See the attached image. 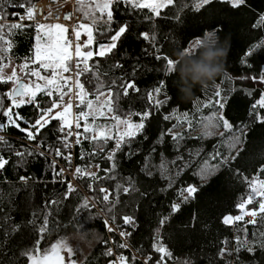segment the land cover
Returning <instances> with one entry per match:
<instances>
[{
  "label": "trees",
  "instance_id": "trees-1",
  "mask_svg": "<svg viewBox=\"0 0 264 264\" xmlns=\"http://www.w3.org/2000/svg\"><path fill=\"white\" fill-rule=\"evenodd\" d=\"M33 1L29 0V5ZM194 3L195 0H175L173 5L161 10L160 18L152 16L149 9L117 6L118 10L115 12L117 25L127 22L130 30L118 42L116 54L96 58L99 77H96L94 70L91 77L86 75L81 79L83 81L89 78L99 79L101 83L106 84L115 77L132 78V69L134 67L139 69L134 79L139 82L140 93L121 97L119 103L121 112L142 110L148 104L145 89L161 79L167 80L168 95L172 99L159 110V114L153 115L147 129L151 139L142 146L133 145L134 148L140 147L141 155L129 160L121 154L117 157L118 167L105 171L109 169L110 163L105 157L110 153L104 152L100 155L98 150L105 147L114 150V142L105 145L103 141H93L84 136L76 146L75 159L78 168L85 171L92 167L97 168L95 174L83 176V182L91 185L90 194L95 200H102L101 189L110 190V200L102 204L103 212L109 219L121 227L124 215H133L137 218V227L126 230L131 233L127 241L139 254H151L154 259L159 258V254L152 250L153 229L156 227L157 218L161 214H168L170 202H177L179 191L186 184H206L207 187L201 189L197 198L185 204L163 229L164 242L172 254L167 262L169 264H185L186 261L190 264H231L228 256H219V249L235 247L238 241L233 238L236 235L250 242L259 238L261 233H264V219L258 214L255 218H245L244 221H238L231 226H224L221 217L229 213L238 214L235 205L249 194L250 189L242 179L226 169L219 175H214L210 181L202 180L199 172L206 163H212L211 157L215 152H224L225 155L235 153L230 147L232 134L222 135L226 130L215 119L221 110L209 103L217 89L227 94L225 96L228 101L227 106L222 111L226 112L231 122L236 125H240L242 121L248 125L252 123L253 118L249 116V112L259 99L261 90L234 80L241 74L256 75L264 70V24L259 28L252 27L259 16L264 14V0H248L250 7L239 11L231 10L222 3H213L196 12ZM0 4L5 6L4 11L0 12L5 21H1L0 24H16L11 22L14 18L7 17L6 13H20L22 10L8 8L7 0H0ZM149 16L152 17L150 20L147 19ZM83 18L87 19L86 16ZM115 27L116 25H113V28ZM144 32L149 34V39H143L138 35ZM208 32H214V36L208 38L206 36ZM5 33L8 35H5L4 40H0V69L6 64L8 57H13L16 61L22 59L29 61L28 57L32 55L34 48L35 28L30 26L26 30H17L5 27L0 31V35ZM109 39L108 35L96 34L97 43H106ZM197 39L206 40L199 47L198 53L191 56L183 55L184 59H180L178 54L184 48H191ZM255 45L259 47H254ZM93 47L95 48V45ZM224 49H227V55L223 58V71L203 84L193 81L194 65L213 67L220 61L218 56L206 60L205 53L221 52ZM245 51L252 52V55L247 57L250 68H241L239 65ZM157 55H168L178 60L176 72L165 77V62L156 60L154 57ZM115 61H120L124 65L123 69L111 68V74L105 79V73L109 72ZM31 65L34 66L33 63ZM182 68L188 69L183 75ZM12 85V83L0 84V93L9 91ZM86 87L90 90L92 88L87 83ZM106 91L105 89V93ZM249 92H252V95H248ZM95 97L93 95L89 98ZM157 98L165 99L164 95ZM40 99L47 100V97ZM7 104L6 100H0V109H5ZM17 111L34 123L33 106H22ZM256 111L264 114V109L259 106ZM165 114L171 115L172 119L164 121L162 116ZM129 118L135 119L131 116ZM173 124L176 125L174 131L183 137L180 143L184 150L191 151L192 157L188 168L177 178L173 189L161 191V188H167L163 172L157 168L158 174L148 179L140 174L138 162L145 159L144 153L155 141L157 133L171 128ZM21 127L27 126L22 124ZM57 127V123L53 122L47 129L42 130L43 134L38 139L45 146L47 144L52 147L57 146L59 143ZM6 132L18 137L25 134L15 128H8ZM8 140L11 142V151H8L9 146L0 144L5 157L10 158L6 169L0 171V264H17V261L18 264H27L20 256V252L33 244L37 238V230L42 226L45 217L48 218V224L43 234L41 245L43 248L46 249L52 242L68 236L84 235L85 240H90L94 237L95 231L100 233L102 238L93 246L83 264H107L109 256L105 255L103 245L106 237L105 225L94 207L90 203L89 207H81L87 199L79 190L74 191L70 199L64 200L67 184L57 179L56 164L44 154L24 157L22 159L26 162L21 164L19 163L21 158L14 155L16 151L21 150L19 146L23 145L22 150L25 152H30L34 148L16 139ZM172 144L169 139L160 145L156 157L149 156L148 161L160 162L161 152L174 158L176 153ZM242 147L244 151L232 167L251 174L260 164H264V126L255 125L248 136L247 145ZM53 151L52 148L51 152ZM127 151L128 149L125 148L124 152ZM163 162L167 164V161ZM21 175L29 176V182H21L19 180ZM130 175L135 178V187L139 191L124 195L121 189L128 186L126 181ZM141 192H146L147 195H141ZM48 201H58V203L49 205ZM194 213L198 214L197 226L187 227ZM253 219L257 221L256 224L247 223ZM115 239L118 246L119 241L117 237ZM225 240L229 241L227 245L223 244ZM123 252L129 256V264H132L131 252L127 249ZM240 257L244 264H249L250 261L251 264H256V261L264 264V251L261 250L256 252L254 258L246 252H241ZM135 262L142 264L137 259Z\"/></svg>",
  "mask_w": 264,
  "mask_h": 264
},
{
  "label": "snow or ice",
  "instance_id": "snow-or-ice-1",
  "mask_svg": "<svg viewBox=\"0 0 264 264\" xmlns=\"http://www.w3.org/2000/svg\"><path fill=\"white\" fill-rule=\"evenodd\" d=\"M174 3L175 0H100L95 6V11L99 15L93 17L91 24L80 20L76 22L71 30L62 23H54L51 25H45L43 23L36 24L35 27L38 32L45 28L48 31L46 34L36 37L37 41L43 40L44 42L36 43L32 50V55L28 57V60L34 66L30 71H26L24 75L29 78L30 82H24L15 69L6 78L4 75H0V84H14V87L9 91L0 93V100H6L8 102L5 109H0V128L5 131L8 128H15L25 133L28 140L35 141L43 134L42 130L47 129L53 122H56L58 125V138L64 141V147H69L67 143L69 137L75 136L76 143L79 144L82 135L90 132L95 133L90 137L93 141L100 140L105 145L114 142V150L106 147L98 150L100 155H103L104 152L110 153L105 157L110 162L109 169L105 171H110L118 167L117 157L121 154L129 160L133 159L136 155H141L140 147L134 148L133 145L139 144L142 146L151 139L147 133V129L153 115L159 114V110L165 104L170 103L172 99L168 95L167 80L161 79L150 88L145 89L148 104L142 110L138 112H121L119 107L120 98L140 93L139 82L134 79L139 69L135 67L132 69V78H128L127 76L115 77L106 84L101 83L99 79L93 78L83 81L81 77L86 75L91 77L94 70L96 77H99L100 71L96 58H105L116 54L119 46L118 42L130 30V25L127 22H121L117 25L115 16V12L118 10L117 6L127 5L132 9H149L152 16L160 18L161 10ZM213 3L225 4L231 10L235 11L250 7L248 0H195L194 10L199 12L204 7ZM7 7L26 10V15L7 12V17L15 18L20 22L11 25L0 24V31L5 27L26 30L31 26L24 23L26 19L29 21L34 20V12L29 7V0H23V2L19 3L16 0H7ZM4 8L5 6L0 4V12H3ZM3 18V16H0V19ZM151 18V16L147 17L149 20ZM72 19L71 14L65 17V20L68 21ZM261 24H264V14L259 16V19L252 24V27L259 28ZM113 25H116V27L113 28ZM96 34L108 35L110 39L106 43H97ZM5 35H8V33L0 35V40H4ZM138 35L143 39L150 38L147 32L138 33ZM82 36H86V39L82 40ZM206 36L212 38L214 32H208ZM205 41L197 39L191 49L184 48L181 53L185 56L194 55L198 53L199 47ZM94 45L95 48L93 47ZM254 47L258 48L259 45H255ZM251 55V51H245L243 53L239 61L241 68L251 67L247 63V57ZM154 58L165 62V77L176 72L179 64L178 60H174L168 55H157ZM23 67L27 69L28 64L25 63ZM123 67L124 65L120 61L113 62L109 72L105 73V79H107V75L111 74V68L123 69ZM69 73H73V75H69ZM237 79L242 82L252 81L254 84H264V70L256 75L241 74ZM86 83L92 86L91 90L86 87ZM105 89L107 90L106 93ZM73 92H75V104L71 98ZM86 93L88 94L87 96ZM93 95L96 96L98 101L100 97L105 95L106 99L102 103L94 106L93 100L89 98ZM160 95H164L165 99H158L157 97ZM226 95V93H222L217 89L213 94V99L209 103L218 110H221L215 119L226 130L222 135L232 134L230 147L235 150V153L225 155L224 152H215L211 157L212 163H206L200 169L199 176L202 180L210 181V178L214 175H219L220 172L226 169L242 179L246 183L247 188L250 189L249 194L235 205L238 214L233 215L229 213L221 217V223L224 226H231L238 221H244L246 216L255 218L260 214L262 219H264V178H261L264 177V164H260L251 174L242 171L240 168L233 169L232 167L235 161L239 159L241 152L244 151L242 145H247L248 136L255 125L260 124L264 126V114L256 111L257 106L264 109V94L261 95L260 99L256 101L249 112V116L253 118L251 125L244 124L243 121L240 125H236L227 118L226 112L222 111L227 106L228 101L225 99ZM248 95H252V92H249ZM41 97H47V100H42L40 99ZM66 98L67 102L62 104ZM26 105H31L35 109L33 116L34 123L23 116L21 112L17 111ZM176 107L178 109L179 106L177 105ZM73 108L77 109L75 113H73ZM85 108L87 109L86 111L84 110ZM130 116L135 117V119L128 118ZM90 117L91 121L89 120ZM98 118H102L105 121L103 127H99L96 124ZM162 119L167 122L172 119V116L165 114L162 116ZM108 121H112L110 128L107 123ZM89 123H92V128L88 126ZM22 124L27 127H21ZM175 127L176 125L173 124L171 128L160 130L157 133L155 141L149 145L146 153H144L145 159L138 162L140 174H143L148 179L158 174L156 171L157 168L163 172L167 188H161V191L173 189L177 178L188 168L189 161L192 157V152H186L180 143L183 137L174 131ZM73 128L78 130L82 128V132H73ZM61 133L63 134L62 137L59 136ZM169 139L173 142L172 147L176 153L175 157L170 158L166 153L161 152L159 154L161 158L160 162H149L148 157L155 158L158 147L166 143ZM0 144L9 146L8 151H11V142L4 136H0ZM19 147L21 150L16 151L14 155L21 158L19 161L21 164L26 162L22 159L24 157L43 155V153H36L34 149L30 152H25L22 150L23 145ZM125 148L128 149L126 153L124 152ZM56 155H61L59 149ZM196 155H199V153H196ZM163 161H167V164ZM9 163L10 158H6L3 154V149H0V171L5 170ZM60 172H63V170L61 169ZM76 172L79 175L80 169L77 168ZM19 180L27 183L30 177L21 175L19 176ZM65 183L67 187L64 191L63 199L68 200L76 189L67 181ZM126 183L128 186L122 187L121 189L124 195H128L132 191H139L135 187V178L131 175ZM203 187H207V185L186 184L180 189L177 202H170L168 214H161L157 218L152 237V250L159 254V258L155 260V264H166L167 259L171 258L172 255L164 242L163 229L168 225L171 218L181 211L185 204L197 198ZM100 191L108 193L110 190L101 189ZM141 195H147V193L141 192ZM103 200L109 201L110 195L105 194ZM47 203L49 205H55L58 201H48ZM248 206L253 207L249 209ZM81 207H89V202L85 200L81 204ZM79 210L78 208L77 211ZM122 220L124 224L130 225L133 228L137 225V218L133 215H124ZM197 220L198 214L194 213L190 217L187 227L195 228L197 226ZM247 223L256 224L257 221L253 219L247 221ZM47 224L48 218L45 217L42 226L37 230V238L28 249L20 252V256L25 259L27 264H77V260L74 259L76 251L64 239L52 242L46 249L41 246ZM108 230L112 231L110 227ZM120 235L129 237L131 233L121 232ZM233 239L238 241L235 247H221L219 249V256H228L231 264H244L240 257L241 252H246L250 257L254 258L258 250L264 251V233H261L259 238L253 239L251 242L248 239H241L239 235H236ZM228 243L229 241L227 240L223 242L225 245ZM121 247L126 248L127 245L122 244ZM105 255L111 257L113 255L112 249H108ZM153 259V255L149 254L146 257L145 264H151ZM117 260L119 264H128V258L123 255H120ZM109 264H117V261H110ZM132 264H136L134 258ZM185 264H190V262L186 261ZM249 264H251V261ZM256 264H260V262L256 261Z\"/></svg>",
  "mask_w": 264,
  "mask_h": 264
},
{
  "label": "built area",
  "instance_id": "built-area-1",
  "mask_svg": "<svg viewBox=\"0 0 264 264\" xmlns=\"http://www.w3.org/2000/svg\"><path fill=\"white\" fill-rule=\"evenodd\" d=\"M79 0H34L32 4L29 5L31 9L34 12V20L29 21L25 20L24 23L31 25L35 27L36 24L40 23H62L65 24L66 27H68L70 30L75 26L77 21L83 20L82 14L77 10V3ZM21 15H26V10H22L20 12ZM69 14L72 15L73 19L71 21L65 20V17ZM1 16V13H0ZM1 21H5L4 19H0ZM11 22L19 23L17 19H12ZM84 38L82 37V40ZM74 40V38H73ZM69 75H73V73H69ZM74 87V85H73ZM71 98L73 99V103H76L75 100V92L72 93ZM73 113H75V108H73ZM73 132L75 131H81V129H72ZM0 136H4L6 139H16L20 141L21 143L30 146L36 150H38L40 153H43L47 157H49L57 166L56 168V177L58 180L65 182L67 181L70 183L74 189L79 190L87 199V201L94 207L96 212L101 216L106 230V237L103 240V245L105 246V252H107L108 249H112L113 255L109 257V261L107 264H109L110 261H117V264H119L117 258L120 255L125 256L128 258V264H129V256L123 252V250L127 249L131 252L133 258L140 261L142 264H145L146 257L149 255H141L137 251H135L130 244L127 241V237H123L120 235L121 232H126L127 229H135L130 225L122 224V226H118L115 222H113L111 219H109L106 214L103 212L102 204L107 203L108 201H104L103 197L101 201L95 200L90 192L92 190V187L90 184L83 182V176L86 173L84 169H80L79 175H77L76 169L78 168L76 164L75 159V149L77 146L76 143V137L72 136L68 138V145L69 147H64V141L60 138L59 143L57 146L52 147L50 144H47L46 146L43 144V142L40 139H37L35 141H30L26 138V134L22 136H12L8 134L4 129L0 128ZM59 136H63V134H59ZM83 138V135L80 137V140ZM54 149L53 152H51V149ZM61 151V155H56L57 150ZM63 170V172H60V170ZM105 194L110 195V193H103V196ZM109 227L112 229V231H109ZM118 239V246L116 243V239ZM126 244V248H122L121 245ZM155 260L153 259L151 261V264H155ZM167 264V262H166Z\"/></svg>",
  "mask_w": 264,
  "mask_h": 264
},
{
  "label": "rangeland",
  "instance_id": "rangeland-1",
  "mask_svg": "<svg viewBox=\"0 0 264 264\" xmlns=\"http://www.w3.org/2000/svg\"><path fill=\"white\" fill-rule=\"evenodd\" d=\"M99 2H100V0H94L93 3H90V1H88V3H86V4L82 3V7H85V8L89 7V10H91V13L94 14L96 11H95V7H93V6H96V4L99 3ZM83 5H85V6H83ZM86 9H88V8H86ZM96 13H98V12H96ZM86 23H89V22H86ZM34 28H35V33H36L37 29H36V27H34ZM40 31L41 32L42 31H44V32L46 31L47 32L48 29L45 28V29H41ZM81 31H83V30L81 29ZM84 38L86 39V36H84ZM195 43H196V41L191 45V48L195 45ZM25 63L28 64V68L27 69L25 67H23V65ZM31 64H32L31 61H27L25 59H22L21 61H16L13 57H8V60H7L6 64L4 65L5 68L2 70L0 75H4L5 78H6L7 75H11L12 71L15 69L17 71V74L20 76V78L22 80H25L26 82H30L29 78L26 77L24 75V73L26 71H30L31 70V68H32ZM234 81H237L240 84H244V85H248V86H251V87L259 88L261 90L260 97H261L262 94H264V84H258V83L254 84L252 81H243L242 82V81H240L237 78H235ZM260 97H259V99H260ZM104 99H106V95L100 97L99 101L97 100L96 97L94 99H92L94 106L98 105L99 103H102ZM66 102H67V98L65 99L64 102H62V104L66 103ZM84 110L86 111L87 109L85 108ZM76 111H77V109H75V112ZM89 120L91 121V117L89 118ZM82 123H83V121H82ZM104 123H105V121L102 118H98L97 121H96V124L99 127H103ZM107 123L109 124V128H110L112 121H108ZM88 126L90 128L93 127L92 123H89ZM81 132H82V128H81ZM94 134L95 133L90 132V133L84 134L83 137L85 136V137H88L90 139V137L92 135H94ZM96 171H97V168L96 167H92L88 171H86V173L90 175V174H95ZM257 199H259V198H257ZM245 218H248V219L251 218L252 219L254 217L246 216ZM101 237H102V235L100 233H95V231H94V237L92 239H90V240H85L84 239V235L68 236L67 238H64V240L67 241L69 243V245L71 247H73V249L76 251V256L74 257V259L77 260V264H83V261H84L85 257L88 255V253L91 251L93 246L97 243V241H99V239H101ZM64 254L66 255V253H64Z\"/></svg>",
  "mask_w": 264,
  "mask_h": 264
},
{
  "label": "clouds",
  "instance_id": "clouds-1",
  "mask_svg": "<svg viewBox=\"0 0 264 264\" xmlns=\"http://www.w3.org/2000/svg\"><path fill=\"white\" fill-rule=\"evenodd\" d=\"M218 39V38H217ZM227 55V49L222 50L221 52H206L205 53V59L206 60H212L215 57H220V61L216 66L208 67L206 65H194L192 68L193 73H195L192 77L193 81H198L199 83L203 84L207 80H210L220 74L223 71V58H225ZM180 59H184V56L182 53L178 54ZM188 69L182 68L181 73L182 75L186 73ZM183 91V89H182ZM184 97H182L183 99Z\"/></svg>",
  "mask_w": 264,
  "mask_h": 264
},
{
  "label": "crops",
  "instance_id": "crops-1",
  "mask_svg": "<svg viewBox=\"0 0 264 264\" xmlns=\"http://www.w3.org/2000/svg\"><path fill=\"white\" fill-rule=\"evenodd\" d=\"M88 1H90V3H93L94 2V0H79L78 1V3H77V10L82 14V16H86L87 17V19H85L84 20V18H83V21L84 22H89L90 24H91V21H93V17H96V16H98L99 15V13H94V14H92L91 13V10H89V7H86V8H88V9H86L85 7H82V3H84V4H86V3H88ZM93 1V2H92ZM83 6H85V5H83ZM93 7H95V6H93ZM43 24H45V25H51V24H54V23H43ZM43 34H46V31L44 32V31H36V33H35V40H34V45L36 44V43H43L44 41L43 40H41V41H37L36 40V37L38 36V35H43ZM83 38H84V36H82ZM85 39V38H84ZM5 65V64H4ZM4 65L1 67V69H0V74H1V72H2V70L5 68L4 67ZM14 87V85L12 86V88ZM249 219H251V218H249ZM102 238V237H101ZM167 264H169L168 262H167Z\"/></svg>",
  "mask_w": 264,
  "mask_h": 264
},
{
  "label": "water",
  "instance_id": "water-1",
  "mask_svg": "<svg viewBox=\"0 0 264 264\" xmlns=\"http://www.w3.org/2000/svg\"><path fill=\"white\" fill-rule=\"evenodd\" d=\"M24 82H26L25 80H23ZM27 83V82H26Z\"/></svg>",
  "mask_w": 264,
  "mask_h": 264
}]
</instances>
